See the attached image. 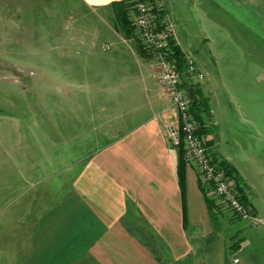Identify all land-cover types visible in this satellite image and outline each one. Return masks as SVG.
<instances>
[{
  "label": "crops",
  "instance_id": "crops-1",
  "mask_svg": "<svg viewBox=\"0 0 264 264\" xmlns=\"http://www.w3.org/2000/svg\"><path fill=\"white\" fill-rule=\"evenodd\" d=\"M63 1L71 10L69 16L75 17V11L80 16L67 33L52 38L56 43L50 72L52 79L66 74L57 88L72 90L66 96L60 92L49 116L36 112L33 128L19 129L15 161L20 186L16 188L17 182L6 176L2 196L0 231L6 252L14 264H163L182 259L197 232L210 230L211 221L195 171L187 164L181 195L178 149L164 132V124L175 119L167 96L157 85L152 59L141 54L137 41L115 19L112 4L126 0ZM162 2L176 45L204 75L199 87L210 108L206 123L215 130L207 134L210 149L236 169L246 194L252 191L262 208L264 176L256 182L246 172L245 146L236 138H225L223 115L232 105L227 82L220 68L191 51L194 37L188 36L187 14L201 2ZM36 4V0H5V11L9 8L15 15L17 10L22 18ZM194 17L206 33L201 43H209L212 20L201 7ZM79 45L83 54L66 50ZM70 56L74 57L70 64H57ZM221 93L226 107L218 106ZM43 103L38 110L46 106ZM62 106L60 114H54ZM13 153L15 148L9 149V156ZM249 199L255 212L252 228L263 230L264 209Z\"/></svg>",
  "mask_w": 264,
  "mask_h": 264
},
{
  "label": "rangeland",
  "instance_id": "rangeland-1",
  "mask_svg": "<svg viewBox=\"0 0 264 264\" xmlns=\"http://www.w3.org/2000/svg\"><path fill=\"white\" fill-rule=\"evenodd\" d=\"M63 2L36 0L37 8L28 10L20 18L17 10L15 15L14 10L7 8L5 11V0H0L1 222L4 217L2 196L6 188V176L17 182L16 188L20 186V170L16 162L19 160V131L22 128H33L36 112L47 113L49 116L51 105H55V100L61 99L58 96L60 92L66 96L72 90L70 86L57 88V83L61 79L65 80L66 74H55L56 78L52 79L53 73L50 72L54 52L52 47L56 43L52 38L57 37L55 34L67 33L74 19L80 16L79 11H75V17L69 16L71 10ZM200 2V6H194L187 14L191 26L188 36L194 37L191 51L197 59L204 55L210 65L220 68L221 76L227 82V98L232 102L231 109L225 110L223 115L226 117L225 138H236L245 146L249 156L246 172L259 182L264 176V0ZM199 7L214 25L210 30L209 43H201L206 33L194 17ZM84 18H78V21L83 22ZM96 18V14L90 16L91 29L95 27ZM66 50L76 53L80 51L81 54L84 52L82 45ZM77 59L78 56L75 57L76 61ZM62 60H57V64H70L68 62L73 61L74 57ZM221 97L222 93L219 96L221 104L218 106L226 107L224 98ZM42 101L46 106H42L43 110H38ZM61 109L64 106L59 107V110L57 108L54 114H60ZM11 148H15L16 154L9 156ZM259 169L262 174L258 173ZM247 192L249 205L251 197L254 205L260 209L252 191ZM260 195L264 201V192ZM262 208L264 209V202ZM252 214L250 220H233L224 215L218 216L216 224L210 220V230L197 232L192 241L193 247L186 257L163 260V264H264V229L261 230L260 227L256 231L252 228L254 212ZM234 244H237L236 249L232 247ZM5 248V238L0 231V264H14L15 259H10L11 255Z\"/></svg>",
  "mask_w": 264,
  "mask_h": 264
},
{
  "label": "built area",
  "instance_id": "built-area-1",
  "mask_svg": "<svg viewBox=\"0 0 264 264\" xmlns=\"http://www.w3.org/2000/svg\"><path fill=\"white\" fill-rule=\"evenodd\" d=\"M127 15L134 26L135 39L153 61L156 82L167 96L174 120L164 124L166 138L173 146L182 145L186 164L197 176L206 196L213 200L217 215L233 220H250L252 207L240 197L235 177L229 175L210 149L206 135L198 134V122L190 112L188 87L172 57L169 40L172 25L166 21L162 0H126ZM184 76L188 84L199 86L203 73L192 58L186 57ZM237 261V260H235Z\"/></svg>",
  "mask_w": 264,
  "mask_h": 264
},
{
  "label": "trees",
  "instance_id": "trees-1",
  "mask_svg": "<svg viewBox=\"0 0 264 264\" xmlns=\"http://www.w3.org/2000/svg\"><path fill=\"white\" fill-rule=\"evenodd\" d=\"M112 7L114 9L115 19H116L117 24L121 26V28L124 30V32L128 36L131 35L135 39L134 26L132 25L127 15V11H126V1L114 2L112 4ZM169 44L173 50L172 57L175 60L176 66L182 77V84L186 85L188 88H192L193 98L190 100V112L192 113L194 119L199 124L197 133L207 136L208 133L213 132V131L215 132L213 126L212 127L208 126V124L206 123L207 117L210 116L209 105L206 103L205 99L203 98V92L200 89V87L196 85L188 84L187 80L185 79V76H184L185 59H186L185 55L180 50V48L176 45L173 39L169 40ZM138 47L143 56L150 57V54L147 53L146 50L140 44H138ZM208 144H210V140H208ZM176 148L178 149L177 163H176V175H177L181 195L182 197H184L185 188H186V185H185V170H186L185 150L183 149L181 144L176 146ZM220 163L223 166L227 174L235 177L237 188L241 193L240 197L244 201L247 202L246 188L244 186L243 181L238 176L236 169L232 165H230L228 162H226L225 160H220ZM200 189L202 193L204 194L210 220L216 224L217 218H218L216 206L213 200L206 196L201 186H200ZM254 215H255V212H254ZM236 245L237 244H234L232 245V247L236 249Z\"/></svg>",
  "mask_w": 264,
  "mask_h": 264
},
{
  "label": "water",
  "instance_id": "water-1",
  "mask_svg": "<svg viewBox=\"0 0 264 264\" xmlns=\"http://www.w3.org/2000/svg\"><path fill=\"white\" fill-rule=\"evenodd\" d=\"M188 95H189V98H190V99L193 98L192 88H188Z\"/></svg>",
  "mask_w": 264,
  "mask_h": 264
}]
</instances>
